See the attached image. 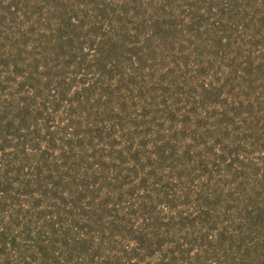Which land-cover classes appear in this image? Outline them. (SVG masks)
Wrapping results in <instances>:
<instances>
[{"label": "trees", "instance_id": "16d2710c", "mask_svg": "<svg viewBox=\"0 0 264 264\" xmlns=\"http://www.w3.org/2000/svg\"><path fill=\"white\" fill-rule=\"evenodd\" d=\"M0 264H264V0H0Z\"/></svg>", "mask_w": 264, "mask_h": 264}]
</instances>
